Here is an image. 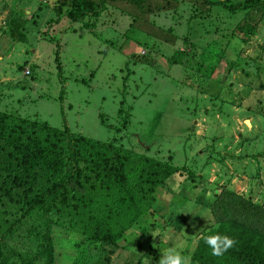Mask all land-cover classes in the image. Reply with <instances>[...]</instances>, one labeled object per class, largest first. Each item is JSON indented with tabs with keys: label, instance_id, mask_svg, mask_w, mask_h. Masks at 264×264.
<instances>
[{
	"label": "rangeland",
	"instance_id": "obj_1",
	"mask_svg": "<svg viewBox=\"0 0 264 264\" xmlns=\"http://www.w3.org/2000/svg\"><path fill=\"white\" fill-rule=\"evenodd\" d=\"M15 1L0 0V6L14 8L19 5ZM55 1L34 0L36 21L20 41L25 53L19 54L18 44L13 56L20 62L12 68L17 78L6 79L5 69L0 73V110L59 130L66 126L131 157L158 158L193 172V178L177 173L156 189V203L141 217L145 222L130 229L134 235L125 233L107 251V259L90 248V264H157L169 249L188 264L183 253L195 242L175 231L181 224H168L171 213L182 214L176 203L181 195L195 204V211L203 210L207 221L213 193L221 188L233 190L251 214L264 213V23L244 52L236 57L238 51L228 47L219 59L240 13L185 0L174 5L175 11L151 14L147 33L155 34L161 46L167 42L165 48L172 44L164 51L158 42L152 48L145 45L143 29H130L131 17L122 12L130 7L109 4L96 18L72 21L64 9L57 13ZM153 6L149 3L148 9ZM23 15L26 21L28 15ZM2 28L0 24V46L9 50L6 43L12 39ZM36 46L43 51L41 58L25 68L24 60L33 57ZM177 48L184 54L175 64L168 57ZM27 69L29 74L20 76ZM223 201L247 216L236 202ZM145 228L159 235L152 240L142 234ZM57 250L56 264H70L72 254L68 258L62 245Z\"/></svg>",
	"mask_w": 264,
	"mask_h": 264
},
{
	"label": "trees",
	"instance_id": "obj_2",
	"mask_svg": "<svg viewBox=\"0 0 264 264\" xmlns=\"http://www.w3.org/2000/svg\"><path fill=\"white\" fill-rule=\"evenodd\" d=\"M184 1L56 0L53 7L57 13L64 9L72 21H81L88 15L96 18L109 4L117 9L118 5L130 7L122 11L131 17L130 29H143L148 36L145 45L152 48L158 40L155 34L147 33L150 15L175 11ZM149 3L155 7L148 9ZM202 5L241 15L227 37L225 49H219V59L226 56L228 47L238 51L236 57L239 56L249 37L256 35L264 23V0H202ZM57 21L49 20L52 24ZM25 23L19 13L10 10L6 27L21 41L25 39ZM183 38L187 43V34ZM162 42L163 46L156 44L159 50L167 51L172 45L165 48L168 44ZM171 53L168 59L175 64L184 54L178 48ZM198 72L203 76L199 67ZM92 141L66 126L59 130L45 121L0 110V264H56L58 245L69 251L68 258L72 254L70 264H90V248L105 256L125 233L134 235L129 234L130 229L145 222L141 217L156 203V189L177 173L193 178V172L185 166L137 154L131 157L111 144ZM221 189L213 193L208 221L203 219V210L195 211V204L193 207L186 195L176 201L182 214H170L168 224H181L174 227L175 231L184 240L195 242L191 251L183 253L188 264H264V213L251 214L233 190ZM223 200L236 202L247 216ZM147 231L145 228L142 234L152 240L157 238ZM213 233L233 238V246L222 255H213L203 240L205 234Z\"/></svg>",
	"mask_w": 264,
	"mask_h": 264
},
{
	"label": "crops",
	"instance_id": "obj_3",
	"mask_svg": "<svg viewBox=\"0 0 264 264\" xmlns=\"http://www.w3.org/2000/svg\"><path fill=\"white\" fill-rule=\"evenodd\" d=\"M15 2H16V5L18 3H19V5L15 6L14 8H13V6L11 7V6H8V5L7 6H0V24H3L2 31L4 29L3 33H5V32L8 33L9 34L8 35L9 38L11 37V39H12V41H9V42L6 43L7 48L9 50H7L5 48V46H0V73L2 72V70L5 69L4 70V74L6 76L5 78L6 79H10V80H16V78H17V76L13 72L12 68L14 66H16L17 63H20V62H17V61H15L13 59V56H14V53H15V50H16V47H17L18 44L21 46L19 54L20 53H23V54L25 53V50L22 47V43L20 42L21 40L16 38L15 35L13 34V32L9 31V29L6 27V23H7L9 15H10V10H13V11H16L17 13H19L21 15V18H23V19H24V15L23 14L28 15L26 23H25L26 27L23 30L24 33H26L28 25L31 22H33V21H31L30 18L35 16V15H37V13H33V11L35 10L34 7H33L34 0H19V1H15ZM28 10L30 11L29 14H28ZM36 36L39 37L38 34H36ZM36 36H34L35 40L37 39ZM0 37H1V35H0ZM6 38L7 37H5V39ZM48 41L50 43L53 42V40H51V41L48 40ZM42 53H43V51L41 49H39L38 46H36L33 49V51H32L33 57L24 60L26 62L25 68L27 66H31V64L35 63L39 58H41ZM23 75H25L24 71L21 72L20 76H23ZM2 79H4V78H2ZM2 79H0V81H2Z\"/></svg>",
	"mask_w": 264,
	"mask_h": 264
},
{
	"label": "clouds",
	"instance_id": "obj_4",
	"mask_svg": "<svg viewBox=\"0 0 264 264\" xmlns=\"http://www.w3.org/2000/svg\"><path fill=\"white\" fill-rule=\"evenodd\" d=\"M150 232L154 237L159 235L158 233ZM203 240L213 255H222L234 244L233 238L219 233L205 234ZM157 264H184V258L177 251L169 249L160 255Z\"/></svg>",
	"mask_w": 264,
	"mask_h": 264
},
{
	"label": "built area",
	"instance_id": "obj_5",
	"mask_svg": "<svg viewBox=\"0 0 264 264\" xmlns=\"http://www.w3.org/2000/svg\"><path fill=\"white\" fill-rule=\"evenodd\" d=\"M24 73H25V75H28L29 74V70L27 69Z\"/></svg>",
	"mask_w": 264,
	"mask_h": 264
}]
</instances>
